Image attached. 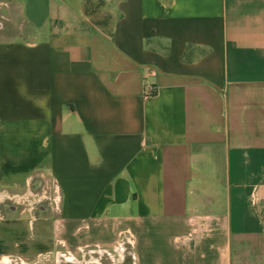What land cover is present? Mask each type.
I'll return each instance as SVG.
<instances>
[{
    "label": "crops",
    "instance_id": "1",
    "mask_svg": "<svg viewBox=\"0 0 264 264\" xmlns=\"http://www.w3.org/2000/svg\"><path fill=\"white\" fill-rule=\"evenodd\" d=\"M0 1V264H264V0Z\"/></svg>",
    "mask_w": 264,
    "mask_h": 264
},
{
    "label": "rangeland",
    "instance_id": "2",
    "mask_svg": "<svg viewBox=\"0 0 264 264\" xmlns=\"http://www.w3.org/2000/svg\"><path fill=\"white\" fill-rule=\"evenodd\" d=\"M1 2V1H0ZM2 34V33H1ZM0 34V35H1ZM39 195V197H42L41 198V200H44V199H46L43 195H44V193H42V195L41 194H38ZM39 203V204H38ZM42 204H45L44 202L42 203ZM21 207H20V211L21 210H28L29 209V207H27V204H21L20 205ZM34 207V210H33V208H32V210H33V212H38V211H42V212H45V210L46 209H42L41 207H40V202L38 201L37 202V204H35V205H33ZM55 206V205H54ZM27 208V209H26ZM55 208H56V206H55ZM0 210H1V208H0ZM0 213H1V211H0ZM1 215V214H0ZM123 238L125 237L124 235L122 236ZM121 238V236H120V234H119V237H118V239H120ZM99 246L98 245H93V246H91V248H98ZM110 248H109V250H112V247L111 246H109ZM123 256V258H120V257H118V255H115V257H113L114 258V261L112 262L111 261V259L109 258V256H107L106 254H103V255H101V257L100 256H93L91 259H89V258H87V260H85V261H88L89 263L88 264H97V263H99V261H101V263L102 264H117V263H119V262H121V263H119V264H132V262H133V257L132 256H130L129 254H127V251H126V254H125V252H124V254L122 255ZM54 256L52 255L51 257H50V259H48V260H45V263H47V264H49V263H53L54 264V258H53ZM64 261H66V260H63V261H60L59 263L60 264H63V262ZM71 264V263H70Z\"/></svg>",
    "mask_w": 264,
    "mask_h": 264
},
{
    "label": "built area",
    "instance_id": "3",
    "mask_svg": "<svg viewBox=\"0 0 264 264\" xmlns=\"http://www.w3.org/2000/svg\"><path fill=\"white\" fill-rule=\"evenodd\" d=\"M126 237H122L119 239V241L117 242V244L113 247L112 250L107 251L104 250L101 255L106 254L107 256H109V258L111 259V261H114V253L112 254L113 251H118L119 253H124L126 250V244H127V240L125 239ZM128 241L130 242V240L128 239ZM58 258L60 260H66L69 262H77L80 260V258H77L75 255H72V253L70 252H57L56 253ZM130 256L133 257V255L130 253Z\"/></svg>",
    "mask_w": 264,
    "mask_h": 264
}]
</instances>
